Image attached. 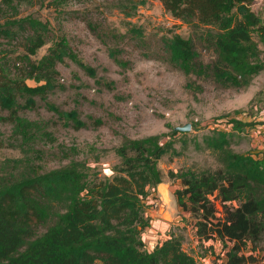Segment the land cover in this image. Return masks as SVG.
I'll list each match as a JSON object with an SVG mask.
<instances>
[{
  "label": "trees",
  "instance_id": "trees-1",
  "mask_svg": "<svg viewBox=\"0 0 264 264\" xmlns=\"http://www.w3.org/2000/svg\"><path fill=\"white\" fill-rule=\"evenodd\" d=\"M28 1L2 0L0 5V38L20 42L26 35L20 42L24 54H0V122L12 124L10 141L15 146L44 161V151L36 149L38 140H56L37 121L22 116L19 108L34 105L35 97L46 99L57 89L59 64L66 57L77 61V54L61 40L54 41L40 60L32 59L46 43L48 26L33 16L18 17ZM160 1L173 18L205 27L209 48L218 54L213 63L205 64L193 37L165 36L170 60L185 73L200 76L212 71L223 85L240 87L264 69L256 61L260 52L253 39L257 33L264 43V16L253 8L258 0ZM3 111L9 114L2 115ZM234 123L236 128L245 125ZM227 139V133L219 132L209 140L223 153L217 169L170 175L180 180L175 192L178 204L191 213L197 239L203 243L219 238L230 244L226 259L218 264H260L264 156L237 153L226 147ZM171 147L157 135L126 138L115 149L121 161L113 176L101 177L85 162L71 160L49 171L38 164L19 177L11 173L0 178V264H197L183 248L181 237L170 236L152 251L143 239L152 222L144 200L150 188L163 183L158 163ZM219 199L223 216H217Z\"/></svg>",
  "mask_w": 264,
  "mask_h": 264
},
{
  "label": "rangeland",
  "instance_id": "rangeland-1",
  "mask_svg": "<svg viewBox=\"0 0 264 264\" xmlns=\"http://www.w3.org/2000/svg\"><path fill=\"white\" fill-rule=\"evenodd\" d=\"M263 3L253 5L262 16ZM27 16L48 26L46 43L31 56L33 60H40L54 41L65 40L77 61L66 57L59 64V87L46 99L35 97L34 105L19 108L22 116L37 121L56 140H38L36 149L44 151V161L15 146L10 141L12 124L0 122V178L11 173L19 177L38 164L49 171L71 160L85 162L101 177L113 176L121 161L115 149L124 139L157 135L162 144L169 142L172 147L158 163L163 171L160 191L150 188L144 200L152 218L143 233L148 250L175 236L182 238L183 248L197 264L224 261L230 244L219 238L203 243L197 239L191 213L178 204L175 192L180 180L170 173L221 166L222 150L209 141L219 132L227 133L226 147L233 151L264 156V69L240 87L223 85L212 71L200 76L185 73L170 60L165 36L193 37L205 64L213 63L218 54L209 48L205 27L173 18L160 0H30L20 7L18 17ZM253 39L260 52L256 61L264 64V43L257 33ZM20 42L1 37L0 54H24ZM234 121L245 125L236 128ZM186 124L190 131L175 130ZM215 203L217 216H223L220 199ZM260 248L256 253L264 264V241Z\"/></svg>",
  "mask_w": 264,
  "mask_h": 264
},
{
  "label": "water",
  "instance_id": "water-1",
  "mask_svg": "<svg viewBox=\"0 0 264 264\" xmlns=\"http://www.w3.org/2000/svg\"><path fill=\"white\" fill-rule=\"evenodd\" d=\"M175 129L178 130V131L187 132V131L191 130V125L190 124H186L184 126L176 127ZM161 185H163V183L159 184V188H158L159 191H160Z\"/></svg>",
  "mask_w": 264,
  "mask_h": 264
},
{
  "label": "crops",
  "instance_id": "crops-1",
  "mask_svg": "<svg viewBox=\"0 0 264 264\" xmlns=\"http://www.w3.org/2000/svg\"><path fill=\"white\" fill-rule=\"evenodd\" d=\"M258 1H260V0H258ZM262 2L264 1V0H261ZM263 5H264V3H263ZM157 244H158V242H157ZM153 250H154V248H153ZM152 251V250H151Z\"/></svg>",
  "mask_w": 264,
  "mask_h": 264
}]
</instances>
